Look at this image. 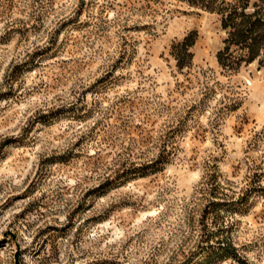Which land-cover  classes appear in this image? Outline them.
Instances as JSON below:
<instances>
[{"label": "rangeland", "instance_id": "374dc122", "mask_svg": "<svg viewBox=\"0 0 264 264\" xmlns=\"http://www.w3.org/2000/svg\"><path fill=\"white\" fill-rule=\"evenodd\" d=\"M236 2L0 0V264H264Z\"/></svg>", "mask_w": 264, "mask_h": 264}, {"label": "trees", "instance_id": "16d2710c", "mask_svg": "<svg viewBox=\"0 0 264 264\" xmlns=\"http://www.w3.org/2000/svg\"><path fill=\"white\" fill-rule=\"evenodd\" d=\"M247 0H237L233 9L239 16L241 20L239 23L234 24V27L229 31V36L233 39H242L247 43V61L252 60L258 55L259 42L262 36L260 34H255L256 30L260 25V18L256 16L258 10H253V12L247 13L245 11ZM239 11V12H238ZM243 28H246L247 33L243 32Z\"/></svg>", "mask_w": 264, "mask_h": 264}]
</instances>
